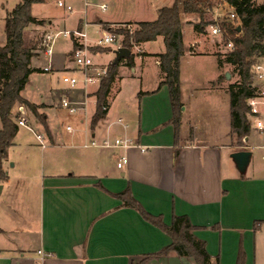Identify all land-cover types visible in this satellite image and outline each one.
<instances>
[{"label":"crops","instance_id":"0c3cea01","mask_svg":"<svg viewBox=\"0 0 264 264\" xmlns=\"http://www.w3.org/2000/svg\"><path fill=\"white\" fill-rule=\"evenodd\" d=\"M19 2L16 0L12 9L2 3L6 12L4 22L7 13ZM103 4L108 7L107 3ZM34 16L45 20V16ZM97 21L102 26L103 22L126 23ZM78 29L82 31L83 21ZM190 31L191 28L182 31L187 51L180 64L183 112L178 132L172 121L174 111L169 87L164 84L157 90L162 77L159 58L154 54L166 50L163 37L164 47L160 37L134 45L133 66L128 65L126 57L122 58L106 101L109 110L101 115L97 116L96 95L101 85L80 84L70 89L58 81L40 88L37 96L29 91L27 94L25 87L23 97L40 106L48 128L36 116L32 117V125L28 124L37 133H43L47 143L42 146L31 129L19 125L14 143L8 148L5 161L8 166L11 163L9 167L15 172L4 167L9 179L2 183L0 194V197L5 195L4 206L0 208V264H133L170 245L172 237L168 233L144 219L136 208L124 206L123 200L116 196L127 189L149 213L160 216L168 225L175 215L188 216L197 226L194 234L206 242L214 264L217 259V264H238L241 252L244 264H264V165H259L264 160V135L253 124L244 145H239L231 125V102L227 94L222 96L225 98L219 96L216 110H207L208 128L203 131L198 125L196 117L202 111L198 102L202 99L198 95L193 99L187 97L183 63L198 55L211 57L216 64L218 61L212 49L213 41L186 42L185 35ZM78 37L72 34L73 44L74 39L81 42ZM73 51L74 45L66 55L53 54L51 74L63 71L82 76L72 63ZM115 57L96 62L109 65ZM33 58L31 67L44 69L34 65ZM260 61L264 64V57ZM221 69L209 82L214 81L220 90L228 93L231 82L226 78L230 73L226 72L218 81L223 75ZM151 73L156 75L153 87L136 88L132 93L133 102L122 98L128 78L133 76L143 82ZM141 91L150 93L140 96ZM66 92L75 96L82 94L85 100L79 110L82 112L79 126L68 123L64 127L56 122L63 107L61 98ZM208 98L214 99L212 94ZM261 98L264 94L259 102ZM21 105L26 118L20 112ZM29 113L24 104L12 110L15 120L24 117L26 122ZM259 116L264 121V113L260 112ZM119 118L123 123L118 122ZM67 126L72 129L68 130ZM21 127L35 135L39 147L21 136ZM201 133L210 139H200ZM126 135L134 139L135 145H90L93 140L102 144L107 139L114 141ZM239 150L252 152L244 171L239 170L231 156ZM124 155L128 162L119 168L118 161ZM33 208L37 211L34 220L30 215ZM144 264L196 262L192 257L171 252Z\"/></svg>","mask_w":264,"mask_h":264},{"label":"trees","instance_id":"16d2710c","mask_svg":"<svg viewBox=\"0 0 264 264\" xmlns=\"http://www.w3.org/2000/svg\"><path fill=\"white\" fill-rule=\"evenodd\" d=\"M41 0H20L19 4L7 13L5 18L6 43L0 46V183L8 181L9 175L4 169V161L8 158V148L14 143L20 126L12 116V110L16 104H24L35 115L39 105L30 102L23 97L30 74L34 71H47L46 69L31 67L34 56L32 47L26 44L24 37L25 28L31 24H44L45 20L38 19L32 14V5ZM223 3L230 4L241 20V30L231 21L220 22L225 44L230 41L234 47L226 54L217 53V61L220 68L225 64L234 65L239 76L236 83L228 85L231 100V125L239 142L250 134L251 125L247 114L251 110L249 98L259 96L258 89L253 85L252 68L256 61L264 57V3L256 4L254 0H175L170 6H163L158 10V17L154 20L138 21V27L131 30L126 22L124 27L113 29L109 22L103 25L109 30L122 35L123 46L133 49L147 41H154L162 36L166 50L154 54L159 58L162 80L157 90L164 84L169 87L173 106V123L176 132L179 131L183 112L181 100L180 64L181 58L187 51L181 26L184 19L193 23V17H199L200 22L194 26L203 31L207 24L215 23L210 20L211 13ZM74 50L84 48L85 45L74 39ZM93 51H105L109 48L102 46L90 47ZM135 54L131 53L127 58L128 65H134ZM122 60V59H121ZM121 60L108 65V74L101 83L96 95L98 100L97 116L102 114V106L106 103L112 84L119 72ZM223 76L219 77L222 80ZM155 90V91H157ZM150 92H139L144 95ZM96 116V117H97ZM95 117V118H96ZM44 118V116H43ZM46 128L48 125L43 119ZM239 145H244L240 144ZM178 152V151H177ZM123 200L124 206L136 208L144 219L160 227L172 237V243L159 252L150 253L140 262L144 264L151 258L167 255L175 252L180 256L192 257L196 264H214L206 248V242L199 239L194 230L197 229L188 216L175 215L172 224H166L160 216L149 213L141 203L132 197L130 189L116 194ZM1 231V228H0ZM218 263V259L216 260ZM216 263V264H217ZM238 264H244V254L241 252Z\"/></svg>","mask_w":264,"mask_h":264},{"label":"rangeland","instance_id":"374dc122","mask_svg":"<svg viewBox=\"0 0 264 264\" xmlns=\"http://www.w3.org/2000/svg\"><path fill=\"white\" fill-rule=\"evenodd\" d=\"M44 1V4H36L38 2L33 3L32 5V14L37 16H45V23L44 24H35L31 23L29 24L25 30H24V37L26 44L32 47V52L34 53L33 58V64L39 65L41 67L46 68L51 63L52 57H49L45 55L42 49V38L45 32H54L55 30H70L71 32L80 31L78 29L79 24L81 21H83V29L82 31L85 33V37L83 38L80 36L81 42L84 43L87 47H94L97 46L96 42L103 37L105 33L108 32V29L105 26L101 25L100 21H97V19H108L113 23L116 22H132V24L128 25L131 30H135L138 25L136 24L135 20H154L157 18V8L163 7V6H170L172 5L175 0H62L66 5H71L73 7V11L68 10L64 6L58 5V0H41ZM39 1V2H41ZM256 4H262L264 3V0H254ZM5 3V7L7 9H12L15 4L16 0H0V46L5 45L6 43V33L4 30V17H5V9L2 8V3ZM103 3H107L108 7L106 10H102L101 5ZM36 4V5H34ZM234 8L227 3L221 4L219 7H217L214 12L211 13L210 20L223 22L226 19L227 13L233 10ZM217 18V19H216ZM201 19L199 17H193V23H189L187 19H184L182 22L181 30L184 32L187 28H191V31L189 34L185 35L186 42L190 43L192 40H212L211 36L209 35V24H207L203 31L197 29L194 24L196 22H200ZM241 23H238V26ZM125 25H111L113 29L124 27ZM80 31V32H82ZM78 36L77 34H74ZM74 37V36H73ZM161 40V45L164 47V43H162V36H159ZM82 38V39H81ZM123 36L120 35V40L123 43ZM86 40L83 41V40ZM213 50L214 54L217 56V53L226 54L230 52V48L226 46L224 39L221 37H216L215 40H213ZM159 45V43H156ZM157 45V46H158ZM151 46V45H150ZM149 44L146 45V48L149 50L150 48ZM105 47V46H103ZM107 47H110L109 50L104 51L102 53H92V57L95 61H109L110 59L115 57V49L116 45L111 44ZM73 48V38L72 35L69 36H60L56 42L54 43V55H66L68 52L71 51ZM258 61V60H257ZM256 61V62H257ZM73 64L74 61L72 62ZM72 63L69 62V65L72 66ZM53 69V68H52ZM183 72L185 80H187L184 85L186 87V95L189 99H193L195 95H198L201 101L198 103L202 106V110L199 115L196 117V120L198 119V125L201 127V129L204 131V129H207L210 123L207 121L206 113H208L207 110H216V103L219 102L217 99L225 96L229 97L230 100V94L229 92L226 93L225 91H222L221 87L214 81L209 80L213 77H216L217 72H219V65L217 64L211 57L207 56H200L198 55L195 59H188L184 60L183 63ZM52 71V70H51ZM51 71H34L30 74L29 81L26 85V93L28 94L31 92L34 96L38 95L39 89L42 87H50L53 84L57 83L58 81H62V77L66 73L71 72H55L54 74H51ZM226 72L230 73V77L226 78L227 82L236 83L239 80V76L237 72L235 71L234 65L231 64H225L224 67L221 69V73L224 74ZM77 74V73H76ZM253 74V71H252ZM133 77V76H132ZM128 78L126 82L123 85V90L121 93V96L124 100L128 102H133L134 99L132 98V93L136 88H151L154 84V79L156 75L153 73L149 74L147 76V79H145L143 82L139 81L138 78ZM228 79V80H227ZM253 83L255 86H257L260 91H262L264 86V81L256 79L255 75L253 74L252 77ZM228 91V86H227ZM66 94H71L69 92H66ZM212 94L214 99L208 98L209 95ZM220 96V97H219ZM225 98V97H222ZM37 99V98H35ZM208 99V100H207ZM225 100V99H224ZM61 103V102H60ZM224 103V102H222ZM19 104H16L17 106ZM14 106V108H15ZM62 106V104H61ZM258 108L260 112L264 113V98H261L260 102L258 103ZM93 109V105L90 104V110ZM15 110V109H14ZM206 110V111H205ZM191 115H193L192 110L190 111ZM38 113L40 116H36L41 122L43 119H45L44 113L40 111V108H38ZM14 114V113H13ZM12 114V116H13ZM19 115V113H17ZM206 114V115H205ZM82 115V112L78 111L76 113H71L66 108L62 107L57 117V121L59 125H63L64 127L69 123L73 124L74 126L80 125V117ZM35 116L31 111L29 115H27L28 122L31 124L32 117ZM44 116V118H43ZM26 118V116H24ZM248 121L251 125V128L253 126V118L247 114ZM18 121V118L16 119ZM32 125V124H31ZM2 127V122L0 119V128ZM39 129V128H38ZM21 136L23 138L30 141V143L35 144V146H38V141L35 137V135L29 131L25 127H21ZM201 130V131H202ZM36 131H38L36 129ZM217 135V133H215ZM190 137H194V135H189ZM200 139H210L209 135H205L204 133L200 134ZM197 139L199 137L197 136ZM238 143L244 144L245 138L242 139L241 142H239V139L237 137ZM12 152V151H11ZM262 163H259V165H264V160L260 161ZM11 165V163H10ZM9 165V166H10ZM8 164L4 163L5 169H8L11 173L15 172L14 168H10ZM2 184V183H0ZM4 196L0 197V208L4 206L5 200ZM18 197V194L16 195ZM18 200V198H15ZM30 215L33 217V220L37 216L36 209L30 210ZM31 224V222H30Z\"/></svg>","mask_w":264,"mask_h":264},{"label":"built area","instance_id":"2783aa9c","mask_svg":"<svg viewBox=\"0 0 264 264\" xmlns=\"http://www.w3.org/2000/svg\"><path fill=\"white\" fill-rule=\"evenodd\" d=\"M58 5L64 6L68 10L73 11V7L71 5H66L62 0H58ZM106 7L107 6L105 4L101 5L102 9H106ZM226 19L228 21H231L236 26H238V23H241L240 17L235 11V9L227 13ZM219 23L220 22L216 20L215 23L209 25V30H210L209 35L211 36L212 39L211 41L215 40L216 37L223 38V32L220 28ZM73 33L85 37V33L80 31L71 32L70 30H58L54 32H47L42 38V49L45 55L52 57L54 54V43L56 42V40L62 35L69 36L72 35ZM96 43L97 46H102V47L111 44L116 45V48L124 47L122 41L120 40V34L114 31H109L105 33L103 37L100 38ZM226 46L232 49L234 47V44L230 41L228 44H226ZM72 57L76 65V69H78L81 72L82 76L73 73H66L62 77V81L65 84H67V86L70 89H75L80 84H83L84 87L93 86V85L100 86L102 81L108 74V65L98 64L92 57V51L87 46H85L84 48H78L74 50ZM44 69H46L47 71H51L52 64H50ZM252 71L257 81L258 80L264 81V64L260 61V59L254 64ZM253 85L255 86L254 83ZM255 87L258 89L260 95L249 98L248 103L251 106V110L248 114L253 118L254 121L253 124L255 129L264 135V121L259 116L260 110L258 108L259 98L261 95L264 94V86L262 88L263 89L262 91H260V89L257 86ZM61 104L71 113H76L82 108L83 104H85V100L83 99L82 94H78L77 96L72 94H66L61 98ZM108 110H109L108 104L105 103L102 106V111L107 112ZM20 112L22 116H25L26 111L23 105H21L20 107ZM118 122L123 123L122 118H119ZM17 123L20 126H26L29 129H31L35 133L40 144L44 147L46 146L47 140L45 135L43 133H37L32 128V126H30L26 122L24 117H21ZM67 129L71 130L72 126H67ZM90 145H96V146L100 145L106 147H113V146L130 147L135 145V141L131 136L126 135L123 137H118L114 141H110L107 139L102 144H98L97 141L93 140ZM127 162H128V157L124 155L120 157L117 165L119 168H122Z\"/></svg>","mask_w":264,"mask_h":264},{"label":"water","instance_id":"95a60500","mask_svg":"<svg viewBox=\"0 0 264 264\" xmlns=\"http://www.w3.org/2000/svg\"><path fill=\"white\" fill-rule=\"evenodd\" d=\"M238 29L241 30V25L238 26ZM132 53V50L127 47H119L115 49V62L121 60L122 58L128 57ZM227 77H230V74H227ZM235 160L239 170L244 171L251 160L252 152L250 150H239L235 151L231 155ZM3 185L0 184V194L2 191Z\"/></svg>","mask_w":264,"mask_h":264}]
</instances>
